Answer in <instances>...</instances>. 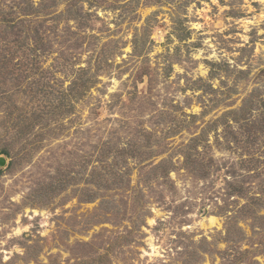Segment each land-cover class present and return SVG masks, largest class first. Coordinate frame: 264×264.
Masks as SVG:
<instances>
[{
    "label": "rangeland",
    "instance_id": "374dc122",
    "mask_svg": "<svg viewBox=\"0 0 264 264\" xmlns=\"http://www.w3.org/2000/svg\"><path fill=\"white\" fill-rule=\"evenodd\" d=\"M1 157L0 264H264V0H0Z\"/></svg>",
    "mask_w": 264,
    "mask_h": 264
},
{
    "label": "water",
    "instance_id": "95a60500",
    "mask_svg": "<svg viewBox=\"0 0 264 264\" xmlns=\"http://www.w3.org/2000/svg\"><path fill=\"white\" fill-rule=\"evenodd\" d=\"M0 165L1 166L5 165V159L3 157L0 158Z\"/></svg>",
    "mask_w": 264,
    "mask_h": 264
},
{
    "label": "bare ground",
    "instance_id": "6f19581e",
    "mask_svg": "<svg viewBox=\"0 0 264 264\" xmlns=\"http://www.w3.org/2000/svg\"><path fill=\"white\" fill-rule=\"evenodd\" d=\"M210 221H211V222H214V221H215V218H211Z\"/></svg>",
    "mask_w": 264,
    "mask_h": 264
}]
</instances>
